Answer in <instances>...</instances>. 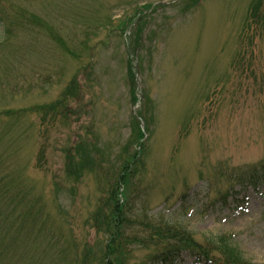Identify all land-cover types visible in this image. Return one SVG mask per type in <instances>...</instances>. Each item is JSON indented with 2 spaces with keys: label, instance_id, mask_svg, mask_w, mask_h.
Here are the masks:
<instances>
[{
  "label": "rangeland",
  "instance_id": "1",
  "mask_svg": "<svg viewBox=\"0 0 264 264\" xmlns=\"http://www.w3.org/2000/svg\"><path fill=\"white\" fill-rule=\"evenodd\" d=\"M262 178L264 0H0V264H264Z\"/></svg>",
  "mask_w": 264,
  "mask_h": 264
},
{
  "label": "trees",
  "instance_id": "2",
  "mask_svg": "<svg viewBox=\"0 0 264 264\" xmlns=\"http://www.w3.org/2000/svg\"><path fill=\"white\" fill-rule=\"evenodd\" d=\"M221 242L219 243L221 246H223L224 249H226L225 251L228 252V254L226 255L228 261H237L239 260L238 255L236 254V252L234 250H232L230 247V243L224 239V240H220Z\"/></svg>",
  "mask_w": 264,
  "mask_h": 264
}]
</instances>
